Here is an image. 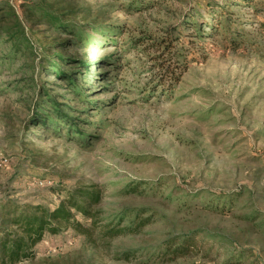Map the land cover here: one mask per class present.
I'll use <instances>...</instances> for the list:
<instances>
[{
    "label": "rangeland",
    "instance_id": "rangeland-1",
    "mask_svg": "<svg viewBox=\"0 0 264 264\" xmlns=\"http://www.w3.org/2000/svg\"><path fill=\"white\" fill-rule=\"evenodd\" d=\"M208 1L0 0L21 40L0 37V200L93 184L102 219L147 220L96 247L47 236L20 264H264V0ZM37 6L73 12L56 28Z\"/></svg>",
    "mask_w": 264,
    "mask_h": 264
},
{
    "label": "trees",
    "instance_id": "trees-1",
    "mask_svg": "<svg viewBox=\"0 0 264 264\" xmlns=\"http://www.w3.org/2000/svg\"><path fill=\"white\" fill-rule=\"evenodd\" d=\"M228 1L223 0L222 6ZM244 1L254 3L257 0ZM204 4L211 6V9L218 6L216 3L210 4L208 0ZM27 9L31 17L35 6L28 5ZM72 12V9L63 8L60 13L54 15L40 7L39 16L42 21H47L50 25L60 28L64 24L62 17ZM14 16V13H6L0 8V37L7 38L13 48L16 49L21 44V40L17 29L18 23L14 21ZM229 24L226 26L229 27ZM203 26V23H196L194 27L200 33V37L205 38ZM73 62L85 69L88 67L84 61L75 60ZM159 67V80L162 89L166 83L168 84L166 87H171L170 84L179 80L181 73H178L177 69L169 63L159 65ZM59 76L65 80H70L69 74L59 73ZM68 129L71 128L68 127ZM101 200V191L93 184L74 186L66 192L58 205L53 207L29 203L19 204L10 199L0 200V264H20L34 261L38 254L36 247L45 237L59 235L68 229L82 236L88 243L96 247L97 242L106 243L122 234L137 233L140 227L147 224L146 219L138 221L139 213L136 212L126 224H124L127 218L125 213L102 219ZM78 216L80 219H77ZM134 219L137 223H134ZM95 233L96 238L93 235ZM175 243L173 241L166 248V251L170 253L171 260L188 253L194 245V240L189 236L182 239L181 245ZM173 244L175 246L170 247ZM129 252L124 253L123 258H121L128 260L127 254Z\"/></svg>",
    "mask_w": 264,
    "mask_h": 264
},
{
    "label": "built area",
    "instance_id": "built-area-1",
    "mask_svg": "<svg viewBox=\"0 0 264 264\" xmlns=\"http://www.w3.org/2000/svg\"><path fill=\"white\" fill-rule=\"evenodd\" d=\"M6 162V160L4 159V160H2L1 161V163H0V166H2L3 165V163H5Z\"/></svg>",
    "mask_w": 264,
    "mask_h": 264
}]
</instances>
